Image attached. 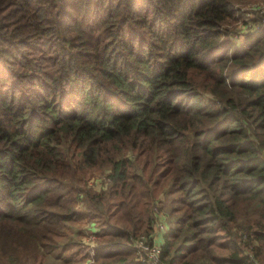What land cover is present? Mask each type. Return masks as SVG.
I'll return each instance as SVG.
<instances>
[{"label": "trees", "instance_id": "1", "mask_svg": "<svg viewBox=\"0 0 264 264\" xmlns=\"http://www.w3.org/2000/svg\"><path fill=\"white\" fill-rule=\"evenodd\" d=\"M255 2L0 0V264H264Z\"/></svg>", "mask_w": 264, "mask_h": 264}, {"label": "built area", "instance_id": "2", "mask_svg": "<svg viewBox=\"0 0 264 264\" xmlns=\"http://www.w3.org/2000/svg\"><path fill=\"white\" fill-rule=\"evenodd\" d=\"M152 210L157 217L152 242H148L141 238V240L135 244L137 249V261L142 264H168L161 259V244L153 240L156 232L167 230V226H165L166 218L161 212H159L156 206L153 207Z\"/></svg>", "mask_w": 264, "mask_h": 264}, {"label": "rangeland", "instance_id": "3", "mask_svg": "<svg viewBox=\"0 0 264 264\" xmlns=\"http://www.w3.org/2000/svg\"><path fill=\"white\" fill-rule=\"evenodd\" d=\"M262 6H264V4L262 2H255L253 4L247 5L246 8H244V9H246L245 11H251V9H257V8H260V7L262 8ZM246 16H249V14H246ZM252 29L253 28H251V29L250 28H246V26H243L242 24H239L238 25V30H240V34H239V36H235V37L232 38L235 42H237V44H236V47L237 48H239L240 47V44L245 40L246 35L252 34ZM105 174H107L106 171H104V173L98 172V173H93L92 175H90L88 177V180H87L88 186L89 187H95L97 189H100L101 186L103 185V181L105 179L104 178L105 177ZM162 214H164V212ZM166 224L168 226V224H169V217H166ZM88 228L93 231V229L91 228V226H89ZM87 235L88 234H86V236ZM87 238H91V236L88 235ZM83 242L86 243V244H88L90 246V248H91L93 244L95 245L97 243V240H95V239L89 240V241L84 240ZM90 255H92V254L90 253ZM87 261H90V260H85L81 264H88L89 262H87ZM46 264H59V263L55 262L54 260L49 259Z\"/></svg>", "mask_w": 264, "mask_h": 264}, {"label": "crops", "instance_id": "4", "mask_svg": "<svg viewBox=\"0 0 264 264\" xmlns=\"http://www.w3.org/2000/svg\"><path fill=\"white\" fill-rule=\"evenodd\" d=\"M165 217V216H164ZM166 218V217H165ZM166 223V222H165ZM165 226H167V224L165 225ZM166 228H168V226L166 227ZM165 232L164 231H159V232H156L155 233V237H154V241L155 242H158V243H162V236H163V234H164Z\"/></svg>", "mask_w": 264, "mask_h": 264}]
</instances>
